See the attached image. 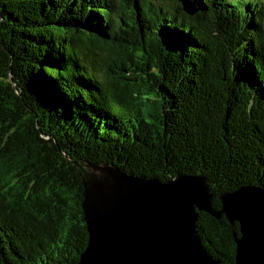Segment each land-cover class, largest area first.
Returning <instances> with one entry per match:
<instances>
[{"label":"trees","instance_id":"1","mask_svg":"<svg viewBox=\"0 0 264 264\" xmlns=\"http://www.w3.org/2000/svg\"><path fill=\"white\" fill-rule=\"evenodd\" d=\"M191 1L0 0V264H77L89 242L81 170L27 103L83 165L206 176L217 209L264 188V0ZM197 226L236 263L238 222Z\"/></svg>","mask_w":264,"mask_h":264},{"label":"water","instance_id":"2","mask_svg":"<svg viewBox=\"0 0 264 264\" xmlns=\"http://www.w3.org/2000/svg\"><path fill=\"white\" fill-rule=\"evenodd\" d=\"M180 1L187 13L198 12L193 1ZM26 110L41 139L81 170L89 242L77 264H220L199 235L201 212L239 223L235 264H264V188L244 185L224 192L217 209L208 177L178 174L166 181L137 177L115 165H83L42 129L38 115H50L46 107L27 103Z\"/></svg>","mask_w":264,"mask_h":264}]
</instances>
